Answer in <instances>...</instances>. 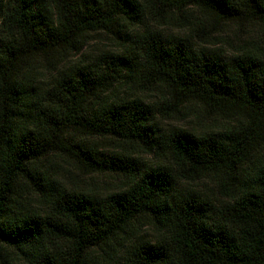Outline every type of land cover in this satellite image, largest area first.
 <instances>
[{
  "label": "trees",
  "instance_id": "obj_1",
  "mask_svg": "<svg viewBox=\"0 0 264 264\" xmlns=\"http://www.w3.org/2000/svg\"><path fill=\"white\" fill-rule=\"evenodd\" d=\"M0 259L264 264V0H0Z\"/></svg>",
  "mask_w": 264,
  "mask_h": 264
},
{
  "label": "rangeland",
  "instance_id": "obj_2",
  "mask_svg": "<svg viewBox=\"0 0 264 264\" xmlns=\"http://www.w3.org/2000/svg\"><path fill=\"white\" fill-rule=\"evenodd\" d=\"M224 33L229 36V38L233 37V29L230 26L223 27L222 28ZM149 98V97H148ZM149 100V99H148ZM217 122H210V126H218ZM149 160V159H147ZM72 180L75 181V184L79 186L81 189H87V190H94L99 192H104L105 190H109L110 188L118 187L120 185V182L117 181V178H115V183L112 182V179L105 176H92L87 177L83 175H76L72 177ZM11 258H13V254L9 253L7 257V263H10ZM4 260V258H3ZM0 264H4L3 261L0 259Z\"/></svg>",
  "mask_w": 264,
  "mask_h": 264
}]
</instances>
